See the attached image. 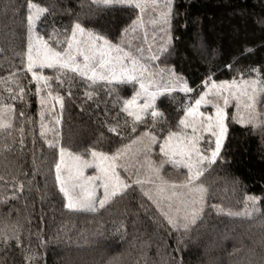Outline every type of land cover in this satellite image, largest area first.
Masks as SVG:
<instances>
[{"label": "snow or ice", "instance_id": "6c2138e0", "mask_svg": "<svg viewBox=\"0 0 264 264\" xmlns=\"http://www.w3.org/2000/svg\"><path fill=\"white\" fill-rule=\"evenodd\" d=\"M79 4L81 11L60 27L50 24L55 0L5 4V11L19 16L21 31L10 45L18 63L0 76V207L13 201L19 207L11 204L7 216H0V251L19 249L25 264H38L31 238L35 235L44 242V234L42 229L32 232L37 203L30 200L33 193L41 206L59 195L64 210L94 218V230L65 238L69 246H92L96 241L89 236H102L105 231L104 214L113 215L118 202L133 197L135 211L126 206L119 210L121 219L107 223L123 241L128 235L127 216L136 217L135 229L143 212L160 233L156 255L164 264H184L172 253L186 249L193 229L212 213L251 220L260 229L264 247V196L246 193L242 207L234 208L223 197L213 202L217 197L207 181L225 162L222 150L229 120L259 133L264 145V65H249L229 79H217L209 69L192 86L174 68L159 67L172 49L175 0H79ZM114 10L128 12L116 35L94 23L96 17ZM234 62L226 65L229 71ZM81 84L87 99L94 100L102 88L111 102L109 107V100L104 101V118L98 120L97 137L88 145L65 143L60 128L65 109L61 92L72 97L73 88ZM177 91L184 94L180 101H175ZM29 95L39 105L38 120L26 107L17 108V102L29 103ZM161 97H171L175 103L173 118L157 103ZM37 125L39 139L52 153L51 162L43 148L37 152ZM239 183L238 178L233 181L234 186ZM66 231L62 228L49 240L59 242ZM169 238L175 247L170 248ZM152 243L151 238L133 236L137 257L132 264H149L147 249ZM127 255L116 253L106 264H125ZM253 256L254 249H249L247 259L239 264H264V256L259 260Z\"/></svg>", "mask_w": 264, "mask_h": 264}, {"label": "trees", "instance_id": "16d2710c", "mask_svg": "<svg viewBox=\"0 0 264 264\" xmlns=\"http://www.w3.org/2000/svg\"><path fill=\"white\" fill-rule=\"evenodd\" d=\"M1 1L8 2V0ZM16 2L19 4L22 0H16ZM8 11L10 18L5 26L0 20V32L1 35L3 33L7 35L5 37L7 41L14 42L15 36L21 31L20 18L14 16L11 10ZM80 11L79 0H55L54 14L50 18V24L54 22L56 27L68 24L75 13ZM175 11L177 15L174 16L172 22V49L170 54L162 57L159 63L160 68L165 66L174 68L192 86H195L200 83L209 69L216 72L217 79H229L237 76L238 70L244 72L249 65H264V0H175ZM127 19V11L114 10L96 17L94 23L97 28L116 35ZM2 29L6 30L2 31ZM246 47L251 48L252 51L245 53ZM0 49H2L0 57L13 58L11 49L1 47ZM233 60L235 62L232 64V71H229L226 65ZM5 66L0 65V76H5L2 75ZM46 74L51 75L48 71ZM28 79H30V74ZM31 87L34 90V84ZM53 87H56L55 83ZM83 92V84L78 88H73L72 97L61 92L65 95V109L61 116L60 128L65 143L90 144L97 137L98 120L104 118V101L109 100L106 92L102 88L98 89V95L94 100L87 99ZM183 96V93L177 91L175 101H180ZM28 101L27 105L17 102V108L26 107L29 115L38 120L39 105L36 97L29 95ZM97 102H99L98 109ZM157 103L170 119L175 116V103L172 102L171 97L158 98ZM109 107H111L110 100ZM56 111L60 112L58 105ZM228 123L229 131L222 150L225 162L208 175L207 181L217 197L213 202H219V198L223 197L226 205L240 208L246 193L264 196V145L260 143L259 133L253 134L250 127H241L231 123L230 120ZM36 136L37 152L39 153L43 148L44 154L51 162L52 153L39 139L38 125ZM104 146L107 148V142ZM12 158L10 153L8 159ZM28 159L30 160V157ZM1 164L0 170L3 169ZM237 178L240 183L234 186L233 181ZM37 179L40 178L37 177ZM51 183L50 177L49 185ZM234 187L235 192H233ZM30 200L37 201L32 232L35 233L37 229H42L44 234V242L35 235L31 238L32 250L38 252V264H106L109 256L120 252L128 254L125 264H132V260L137 257V251L132 247L133 236L140 239L151 238L153 243L147 249L149 264L153 262L164 264L161 257L156 255L157 237L160 233L143 212L139 213L135 229L132 221L136 217L127 216L128 235L123 241L113 233L107 223L113 219H121L119 210L126 206L129 212H134L137 203L133 197L118 202L114 206L117 211H114L113 215L104 214L105 231L102 236H89L90 240L96 241L90 247L69 246L65 243V238L75 239L83 230L89 232L94 230L96 224L93 217L77 215L64 210L62 198L59 195L54 196L43 206L38 202L35 193L32 194ZM11 204H16V202L13 201ZM11 204L0 207V216H7ZM16 206L19 207V204ZM41 207L44 211L43 223L40 222ZM12 219H16L15 212H12ZM62 228L67 231L66 234L61 232L62 239L59 242L55 239L49 240L50 237H55ZM141 233L144 235L141 236ZM191 235L193 239L185 241L186 249L172 253L177 259L182 258L184 264H239L242 259H247L249 249H254L252 257L254 260H259L261 256H264V247L259 242L260 229L251 220L217 216L212 213L193 229ZM167 243L170 248L175 247L173 239L169 238ZM234 248L239 251L233 252ZM0 260L3 264H25L21 251L16 248L0 251Z\"/></svg>", "mask_w": 264, "mask_h": 264}, {"label": "rangeland", "instance_id": "374dc122", "mask_svg": "<svg viewBox=\"0 0 264 264\" xmlns=\"http://www.w3.org/2000/svg\"><path fill=\"white\" fill-rule=\"evenodd\" d=\"M5 4H6V2H3V1H1L0 2V20H1V24L3 25V26H5V24L8 22V20H9V18H10V16H9V11H5ZM5 28V27H4ZM6 29H2V31H5ZM0 47L1 48H5V49H7L8 50V48L10 49V45L13 43V42H9V41H7V39H5V37L7 36L5 33H3V35H1V32H0ZM149 42H151V40L149 39ZM147 47V45H145V48ZM12 56V55H11ZM13 57V56H12ZM12 63H18V58H12V59H10V56H7V57H4V56H2V57H0V65L3 67V66H5L4 67V69H5V71H4V73H2V75H6L7 73H8V71L10 70V65L12 64ZM1 168H3L2 167V164H1ZM2 170V169H1ZM86 172L88 173V174H91V170H86Z\"/></svg>", "mask_w": 264, "mask_h": 264}]
</instances>
